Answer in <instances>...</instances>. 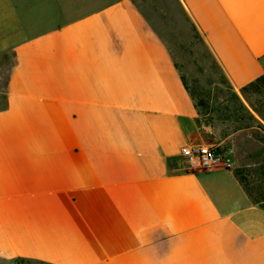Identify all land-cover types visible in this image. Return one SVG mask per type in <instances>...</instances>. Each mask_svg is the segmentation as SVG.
<instances>
[{
  "label": "crops",
  "instance_id": "1",
  "mask_svg": "<svg viewBox=\"0 0 264 264\" xmlns=\"http://www.w3.org/2000/svg\"><path fill=\"white\" fill-rule=\"evenodd\" d=\"M178 2L236 89L264 76V0ZM135 7L0 0V264H264V207L182 160L205 134Z\"/></svg>",
  "mask_w": 264,
  "mask_h": 264
},
{
  "label": "rangeland",
  "instance_id": "2",
  "mask_svg": "<svg viewBox=\"0 0 264 264\" xmlns=\"http://www.w3.org/2000/svg\"><path fill=\"white\" fill-rule=\"evenodd\" d=\"M128 1L168 49L206 143L229 152V170L264 207V83L236 89L178 0Z\"/></svg>",
  "mask_w": 264,
  "mask_h": 264
},
{
  "label": "built area",
  "instance_id": "3",
  "mask_svg": "<svg viewBox=\"0 0 264 264\" xmlns=\"http://www.w3.org/2000/svg\"><path fill=\"white\" fill-rule=\"evenodd\" d=\"M229 152L210 144H188L180 149V155L190 170H206L222 168L229 170L232 166Z\"/></svg>",
  "mask_w": 264,
  "mask_h": 264
},
{
  "label": "trees",
  "instance_id": "4",
  "mask_svg": "<svg viewBox=\"0 0 264 264\" xmlns=\"http://www.w3.org/2000/svg\"><path fill=\"white\" fill-rule=\"evenodd\" d=\"M255 82H260V83H264V76H261L260 78H258ZM254 83V82H253ZM251 83V84H253ZM249 84V85H251Z\"/></svg>",
  "mask_w": 264,
  "mask_h": 264
}]
</instances>
